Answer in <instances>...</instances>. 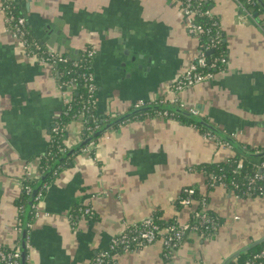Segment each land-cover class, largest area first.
Wrapping results in <instances>:
<instances>
[{"label": "crops", "instance_id": "obj_1", "mask_svg": "<svg viewBox=\"0 0 264 264\" xmlns=\"http://www.w3.org/2000/svg\"><path fill=\"white\" fill-rule=\"evenodd\" d=\"M202 1L218 19L228 62L224 71L185 88L179 97L187 109H199L198 116L241 148L260 151L264 8L247 9L236 0ZM17 3L39 42L50 46L55 34L53 48L61 47L58 51L73 59L88 49L95 51L97 113L105 131L83 150L77 148L83 120L68 122L64 145L76 154L49 182L28 224L24 249L16 199L24 174L37 176L68 96L52 66L25 55L0 9V247L21 245L28 264H91L116 234L149 215H159L161 223L189 221L196 204L177 202L185 189H194L209 196L210 209L220 219L213 236L188 233L170 258H165L158 242L123 251L117 264H238L236 257L228 259L264 237V196L237 198L224 186L209 189L198 168L226 160L237 148L207 137L203 129L209 130L202 125L152 113L155 110L137 112L167 100L171 84L196 55L199 37L188 33L181 2ZM77 205L90 208L92 214L72 223L69 213Z\"/></svg>", "mask_w": 264, "mask_h": 264}, {"label": "built area", "instance_id": "obj_2", "mask_svg": "<svg viewBox=\"0 0 264 264\" xmlns=\"http://www.w3.org/2000/svg\"><path fill=\"white\" fill-rule=\"evenodd\" d=\"M15 1L16 0H4L0 8L4 13L6 21L9 25L10 34L14 39L21 42L25 55L27 57L35 58L40 64L52 66L53 69L58 72L59 76L61 74H64V68L67 67L72 70L71 72L76 71L77 75H71L66 81L60 80L61 89L67 95L66 88L71 87L72 90L75 89L78 85V82L81 80L83 82V87H85L86 89V93L83 95V108L81 114H79L77 118L83 120L84 123H86L88 120H92L91 118L94 116L93 110L97 108V86L95 82L94 72L90 70L89 62L92 58H94L95 51L92 49H88L79 58L73 59L70 58L67 54L61 53L60 51L55 50L53 47L45 45L36 39H29L27 36V19L23 15L18 14L15 10ZM178 1L181 2L183 13L187 18V31L190 35L199 37V46L193 61L183 72V74L171 84L167 100H162L160 103L179 104L181 107L186 108L179 97V92L184 90L185 88L214 78L215 74L219 70L215 71L212 68L218 65L217 63L225 65V67L220 70L224 71L227 66L228 57L219 56L214 58V60L210 58L209 55L211 52H209L208 50H211L212 47L214 48L218 45L221 39V31L215 26L205 27L195 20V15L197 14L198 9L197 6H195V0ZM236 1L241 6L249 9L247 4L251 3L253 0ZM201 14L212 15L210 10L201 12ZM202 34H209L210 36H212V40L209 45L200 43V36ZM61 66H63L62 69H60ZM71 100L72 99H69L68 96L66 102H70ZM155 111H157L159 115H170L174 113L169 110ZM189 111H191L194 115H199L200 113L199 109L197 108H191L189 109ZM53 128L55 132H63V130H65V126H61L58 124H55ZM99 128L100 125L98 123H96L94 129L88 127L87 129H90L91 131L87 135H85L86 138L89 134L96 132ZM205 134L207 137L214 138L227 147H232L230 142L222 140L220 137L210 131L206 132ZM89 144L84 145L83 150H87ZM262 167H264V163L262 164ZM255 178H264V173L257 174ZM211 185L214 186V183H212ZM186 191L187 193L195 192L194 189H187ZM232 193L237 198L242 197L238 192H236V190H233ZM246 195L252 196L251 191L246 192ZM203 201V206L205 207L206 200L204 199ZM182 203L190 204V200L188 198H185L183 199ZM194 212L195 216L199 219V223H191L190 221L178 223L176 221V223H170L167 226L161 227L156 222L153 215L145 217L138 224L126 227L121 232L116 234L112 238L109 247L98 252L93 258L91 264H117V255L119 253L139 248L144 245L154 244L159 239H161L165 257L170 258L180 247L181 242L188 233L193 232L204 236L210 235L213 232L215 234L217 232L219 226L217 222L206 212V210H195ZM91 213L92 210L90 208H85L83 209L82 215ZM1 257L2 260L7 262V264H22V253L19 250L14 253H1ZM255 258H259L262 260H260L258 263H255ZM245 264H264V250L256 254L253 260L248 259Z\"/></svg>", "mask_w": 264, "mask_h": 264}, {"label": "trees", "instance_id": "obj_3", "mask_svg": "<svg viewBox=\"0 0 264 264\" xmlns=\"http://www.w3.org/2000/svg\"><path fill=\"white\" fill-rule=\"evenodd\" d=\"M18 0L14 2L15 5V10L17 11L18 14L22 15L19 12V6H18ZM248 8L251 9L253 8L254 11H257L258 9H261V6L257 0H253L251 3L247 4ZM195 6H197V14L195 15V20L205 27L209 26H215L216 28H219L221 31V39L216 47H212L211 50H208L210 53V58L214 60V58L219 57V56H227V44L224 41V35L223 31L219 25L218 19L214 15H207V14H201V12H205L209 10L207 7V4L202 1V0H195ZM28 29V38L29 39H35L29 30V27L27 25ZM212 36L209 34H202L200 36V43H204L206 45H209L211 43ZM92 61L93 58L89 62L90 70L93 72L92 68ZM216 65L214 68H212L215 71H220L222 68L225 67L224 64H219ZM63 66L60 67L62 69ZM64 74L60 75V80L66 81L69 79L71 75H77L76 71L71 72L72 70L69 69V67L64 68ZM209 69V68H208ZM71 87H67L66 90H68ZM85 87H83V82L80 80L78 82V85L75 89H73V95H72V100L70 102H67L66 104V109L61 117L60 120L55 122L57 125L65 126V130L63 132H55L54 128L52 129V137H51V142L50 146L47 150V152L41 156V160L39 162V167H38V172L37 176H31L28 172L24 174L23 177V187L21 190L20 195L16 199V206L18 208V215H17V220H18V228L21 230L24 222V216H25V211L28 206L30 196L32 193V190L34 187L38 184L39 178L46 174H48L47 179L44 181V183L41 185L36 198L33 202V207L31 209V212L29 214V224L32 223L33 218L35 217L36 213V206L40 202V200L45 196L49 182L51 179L59 173L61 168L70 162V158L76 154L75 152H70L67 148V146L64 145V138L67 133V124L70 122L72 119L77 118L79 114H81L82 108H83V95L86 93ZM157 111H152V113H155ZM94 116L91 118L92 120H88L85 123V130H84V136L87 135L91 130L87 129L88 127L95 128L96 123L100 125L99 129L103 128L104 122L101 120L97 113V108L93 110ZM173 117H178L181 118L185 121H188L191 124H194L197 127L202 126L192 120L191 118H188L186 116L177 114V113H172L170 114ZM54 127V126H53ZM98 129V130H99ZM205 132H209L206 129H203ZM86 138V136L84 137ZM226 141V140H224ZM228 141V140H227ZM233 147V146H232ZM246 151V154H242L240 151H237L235 155L230 156L224 161L220 162H214V163H207V164H202L198 168L204 171L206 175V183L208 185V188H213L216 186H224L227 190L233 191L236 190L242 197H246V192L251 191L252 197L256 196H264V178H255L257 174H262L264 173V167H262V164L264 163V148L260 150V155L257 156V152H254L252 149L246 147L243 148ZM58 163V164H57ZM56 164V165H55ZM214 183V186L211 184ZM251 187V188H250ZM185 189L180 198L179 201L177 202L179 206H182L183 199L188 198L190 200V203L198 201V207L196 210L202 211L204 206H203V200H206V206L210 205V200L209 196L204 193H199L195 190L194 193H187ZM83 207H80L79 205L73 207L69 213V218L70 222L76 223L81 215L83 214ZM206 212L213 218L218 226H220V219L217 217V215L211 211L210 208L206 210ZM92 214V213H91ZM90 215V214H89ZM153 217L155 218L156 222L161 226H167L168 224L176 223V220L172 219L169 220L165 223H161L159 215L154 214ZM189 221L191 223H199V219L195 216V212L192 213ZM201 235V234H200ZM214 232L210 235H204V237H210L213 236ZM20 251L21 253L23 252V249L21 245H18L16 247H0V261L2 264H7L6 261L2 260L1 253H14L16 251ZM262 250H264V241L261 242L260 244L254 245L250 247L248 250L241 251L237 256L236 260L238 264H245V262L248 259L253 260L256 254L260 253ZM26 252V251H25ZM166 258V257H165ZM262 259H257L255 258L254 262L258 263ZM28 264V263H26Z\"/></svg>", "mask_w": 264, "mask_h": 264}, {"label": "water", "instance_id": "obj_4", "mask_svg": "<svg viewBox=\"0 0 264 264\" xmlns=\"http://www.w3.org/2000/svg\"><path fill=\"white\" fill-rule=\"evenodd\" d=\"M257 1L259 2L260 6H262L264 8V2L262 0H257ZM48 44L50 46H52V47L55 46V34H51L50 40L48 41ZM57 49L60 50L61 47H58ZM135 60H136V58L134 59V61ZM146 110H151V111L152 110H169V111H172L174 113H177V114H180V115L189 117L192 120H194L195 122L199 123L200 125L206 127L210 132H212L215 135L219 136L222 140H226V141L228 140V142H230L233 147H236L237 150L240 151L242 154H246V151L243 148H241L240 145L237 142H235L233 138L227 137L224 132H222L221 130H219L218 128H216L215 126H213L212 124L206 122L200 116L194 115L191 111H189V109L184 108V107H181L179 104H163V103L151 104L149 106H144V107L138 109L137 112L146 111ZM117 121H119V120H117ZM117 121L109 124V126L115 124ZM104 131H105V129L103 127L102 129H99L96 132H93V133L89 134L87 138H84L82 142H80V143L77 144V148L83 147L84 145H87V144L93 142ZM74 151H76V150H74ZM256 155L259 156L260 155V151L257 152ZM48 174L49 173H46V174L42 175V178L39 180L38 184L34 187L32 193H31V196H30V200H29L28 206H27L26 211H25L24 222H23V227H22V233H23V237H22V247L24 249H25L26 237H27V231H28V224H29L28 218H29V214L31 212V209H32V206H33V202H34L35 196L38 193L41 185L47 179ZM263 241H264V237L261 238L260 240L255 241L250 246H247L246 248L242 249L241 251L248 250L250 247H252L254 245H257V244H260ZM241 251H239L236 254H234L233 256H231L228 259V261L231 260V259H233L234 257H236ZM26 260H27L26 253L23 250V252H22V264H26ZM0 264H2L1 261H0Z\"/></svg>", "mask_w": 264, "mask_h": 264}, {"label": "rangeland", "instance_id": "obj_5", "mask_svg": "<svg viewBox=\"0 0 264 264\" xmlns=\"http://www.w3.org/2000/svg\"><path fill=\"white\" fill-rule=\"evenodd\" d=\"M181 92H182V91L179 92V95H180ZM66 93H67L68 96H72V95H73V90H72V88H69V89L67 90ZM175 96H176V94H175ZM80 120H81V119H80ZM84 130H85V123H82L80 129L78 130V142H77V144L83 141V139H84L83 131H84ZM205 184H207V183L204 182V185H205ZM194 204H196V208H195V210H196L197 207H198V201H195ZM208 208H210V205H208L207 207H204L203 209H204V210H207ZM157 242H158L159 244H161V246H162L161 239H159ZM157 242H156V243H157ZM253 243H254V242H253ZM249 245H251V244H249ZM249 245H247V246H249ZM245 247H246V246H245Z\"/></svg>", "mask_w": 264, "mask_h": 264}]
</instances>
